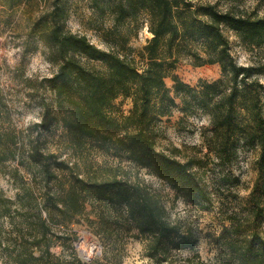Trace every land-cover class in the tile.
<instances>
[{
  "label": "trees",
  "instance_id": "16d2710c",
  "mask_svg": "<svg viewBox=\"0 0 264 264\" xmlns=\"http://www.w3.org/2000/svg\"><path fill=\"white\" fill-rule=\"evenodd\" d=\"M66 2L52 0L47 13L51 23L46 33L49 60L58 65L47 79L48 87L72 144L81 146L84 139H93L118 162L96 163L84 177L73 175L59 195L51 194L38 204L34 219L26 213L18 217L19 205L0 189L1 264H105L98 258L87 262L56 255L51 250L55 233L42 207L52 220H56L54 210L63 213L67 223L85 216L107 247L121 232H133L143 241L144 255L158 264H264V96L258 92L262 84L251 79L255 68L236 62L226 34L229 29L246 45H262L264 16L221 9L217 2L91 0L92 6L103 12L107 8L112 14V25L105 31H119L125 19L145 12L152 36L137 51L139 65L132 47H125L129 50L125 53L113 44L103 49L86 34L68 30ZM182 57L195 66L219 63L222 74L192 86L173 73ZM168 75L173 90L166 85ZM250 92L248 104L244 98ZM180 94L189 96L182 107H196L210 118L209 131L203 133L207 150L202 156L194 153L182 158L178 147L169 152L157 148V120L172 111ZM120 95L130 97L131 106L127 113L115 115L110 109ZM240 109L251 122L247 131L238 123ZM46 120L47 114L40 125ZM240 141L260 148L257 178L244 199L245 210L226 213L228 223H222L209 241L213 254L203 259L196 249L194 227L182 218L173 220L161 195L132 168H148L176 196L207 209L216 193L207 181L208 162L211 158L219 164L231 161ZM17 155L22 159L16 135L1 130L0 161ZM26 156L33 157L34 152L28 151ZM4 218L11 227L5 233ZM184 249L191 250V255H176Z\"/></svg>",
  "mask_w": 264,
  "mask_h": 264
},
{
  "label": "rangeland",
  "instance_id": "374dc122",
  "mask_svg": "<svg viewBox=\"0 0 264 264\" xmlns=\"http://www.w3.org/2000/svg\"><path fill=\"white\" fill-rule=\"evenodd\" d=\"M192 1L217 2L221 9L230 7L236 12L264 16V0ZM65 6L68 30L86 34L103 49H109L113 44L125 53L129 51L125 47H132L138 64H141L137 51L152 36L145 12L125 19L118 26L119 31H105L103 29L111 27L113 22L107 8L103 12V8L92 6L91 0H67ZM51 7L52 0H0V131L8 130L16 135L23 152L22 159L17 155L0 161V189L19 205L18 217L20 213H26L31 219H34L32 213L38 211V204L51 194L59 195L68 187L73 175L84 177L96 163L118 162L117 158L98 148L93 139H84L81 146L73 145L70 133L60 121L55 95L47 83L48 77L58 68L49 60L50 45L46 38L51 25L47 13ZM226 34L236 62L255 68L251 79L262 84L258 92L264 96V44L246 45L229 29H226ZM94 63L101 66L99 61ZM173 73L192 86L201 79L214 80L222 74L219 63L195 66L187 57L177 62ZM165 82L173 90L171 76H166ZM251 93L244 98L248 104ZM187 99L189 96L177 95V105L168 115L161 116L156 124L157 148L169 152L178 147L182 158L194 153L202 156L206 152L203 133L209 131L210 126L207 113L196 107L191 109L188 104L182 107ZM130 106L131 98L120 95L113 101L110 111L115 115L127 113ZM243 113L240 109L238 123L247 131L251 122ZM46 114V123L40 125ZM236 146L231 161L219 164L215 163L217 159L211 158L208 162L207 181L216 193L213 204L207 209L176 196V191L166 181L150 173L148 168H132L161 195L173 220L182 218L194 227L198 235L196 249L203 259L212 256L209 241L219 232L222 223H228L226 213L233 209L245 210L244 199L257 178L259 146L241 141ZM28 151L34 152V156L25 157ZM43 161H46L45 165ZM58 162L61 166H56ZM127 163L123 161V164ZM42 209L51 231L55 233L51 250L56 255L67 259L77 257L87 262L98 258L105 264H116L118 260V264H158L144 255L143 241L133 236V232H121L115 243L107 247L85 216L67 223L66 216L60 211L54 210L56 220H52ZM89 217L94 218L92 214ZM3 220L5 233L11 227L6 218ZM82 241L87 246H96L92 255L86 257L80 253ZM175 253L184 258L192 252L184 249Z\"/></svg>",
  "mask_w": 264,
  "mask_h": 264
},
{
  "label": "bare ground",
  "instance_id": "6f19581e",
  "mask_svg": "<svg viewBox=\"0 0 264 264\" xmlns=\"http://www.w3.org/2000/svg\"><path fill=\"white\" fill-rule=\"evenodd\" d=\"M79 250H80V253L83 255V256H90L93 254V252H95V248L96 246L94 244H92L91 246H87L85 244L84 241L80 242V245H79Z\"/></svg>",
  "mask_w": 264,
  "mask_h": 264
}]
</instances>
